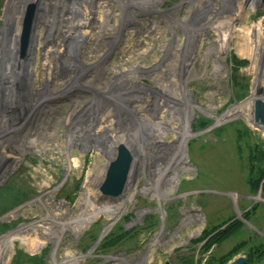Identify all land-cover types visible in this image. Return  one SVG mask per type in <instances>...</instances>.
Instances as JSON below:
<instances>
[{
  "label": "rangeland",
  "instance_id": "374dc122",
  "mask_svg": "<svg viewBox=\"0 0 264 264\" xmlns=\"http://www.w3.org/2000/svg\"><path fill=\"white\" fill-rule=\"evenodd\" d=\"M34 1L0 0V70L16 20ZM39 1L46 11L38 4L24 54L17 41L15 69L25 73L0 92V246L10 241L3 264H23L19 249L36 264H182L184 256L203 263L207 254L194 239L207 223L243 221V205L256 203L243 198L246 165L251 145L264 151V131L242 114L260 95L261 73L264 87V0ZM232 54L248 60L238 84ZM129 122L152 125L161 144L143 148L123 194L107 197L99 184L114 136ZM180 139L185 158L174 172L168 164ZM164 169L167 180L158 183ZM255 198L245 220L253 228L229 237L216 255L248 235L261 244L256 255L264 249V197ZM119 226L134 231L99 249Z\"/></svg>",
  "mask_w": 264,
  "mask_h": 264
},
{
  "label": "trees",
  "instance_id": "16d2710c",
  "mask_svg": "<svg viewBox=\"0 0 264 264\" xmlns=\"http://www.w3.org/2000/svg\"><path fill=\"white\" fill-rule=\"evenodd\" d=\"M231 62L234 65V72L232 74V78L234 83H239V74H237L238 68L241 66H245L248 63L247 59L239 58L236 54H232L231 56ZM260 69V68H259ZM262 82V73L258 76V80L254 81V83L257 84V86H254V90L259 88L261 86ZM257 99L264 100V96L261 95H254L250 96L246 101H250L252 103V106L249 108V111L243 112L242 116L245 115L249 118V120L254 119V103ZM205 122L202 121L201 124H204ZM255 125L262 129L264 131V124L260 122H255ZM244 131L247 133L249 131L248 128L245 130H238V141L240 142L243 138ZM0 139H3L0 137ZM5 140V139H4ZM259 143H255L254 145L250 146V160H249V166L247 169L248 172V184L250 187V190L252 193H258L261 191V196L264 197V151H261V154L259 155ZM259 147V148H258ZM256 207V204L253 208ZM242 217L244 219H248V214H243ZM146 222V219L144 223ZM240 220L239 219H231L228 221H224V223L219 225H206L203 229L201 235L194 239V243L196 245H200V252L202 255L210 253L212 248L215 245H218L222 243L225 239H227L232 233H234L239 225ZM33 225V224H32ZM34 226V225H33ZM134 229L126 230L123 228V226H119L116 230L110 231V233L101 241L99 249L108 250L111 249L118 244H120L122 241H124L128 236H130L133 233ZM10 242V241H9ZM7 242L6 244L0 246V264H3V259L5 257V253L7 252L6 245L9 244ZM28 244V243H26ZM261 245V244H260ZM246 246V242L242 241L239 244L232 247L229 251L226 253L219 255V256H213V252L211 251V254L208 258L205 259V264H227L230 262L236 255H238ZM259 245L252 246L248 249L247 254V261L246 264H249L253 261H259L264 256V249H261V252L257 254V257H255V254L257 253V250ZM22 251L25 255L24 263L28 264H36L31 259L36 256H30L27 253H25L23 250L19 249L17 251ZM23 263V264H24ZM182 264H202V259L196 260L194 256H184L181 258ZM41 264H45L44 259L41 260Z\"/></svg>",
  "mask_w": 264,
  "mask_h": 264
},
{
  "label": "bare ground",
  "instance_id": "6f19581e",
  "mask_svg": "<svg viewBox=\"0 0 264 264\" xmlns=\"http://www.w3.org/2000/svg\"><path fill=\"white\" fill-rule=\"evenodd\" d=\"M38 1V4L40 5V12H44V11H46L45 10V8L43 7V3H41V1H39V0H37ZM74 1V0H73ZM70 2H71V0H68V2H67V6H68V4H70ZM41 3V4H40ZM44 9V10H43ZM126 10V9H125ZM22 17V16H21ZM38 17V16H37ZM23 18V17H22ZM22 18H20L19 20H16L17 21V23L16 24H18L17 25V28H14L15 30L13 31V33H12V36H11V38H10V48H8L7 50H6V52H5V58H4V60H3V66H4V68L3 69H1L0 70V92H3V93H5L6 94V92H7V90L12 86L11 85V83H13L15 80H17L18 81V78H16V77H18V76H23V74L25 73V67H18L19 68V74L17 75V70L15 69V62H16V60H17V62H18V59L16 58V54H17V50H18V48H17V41H18V38H19V35H20V27H21V24H22ZM207 21H209V20H207ZM206 21V22H207ZM201 23V22H200ZM184 24H187V23H184ZM183 23H182V25H184ZM185 26V29H186V31H189L187 28H188V26H186V25H184ZM189 33V32H188ZM197 35H195V37H196ZM188 38V37H187ZM197 38V37H196ZM194 40H195V38H194ZM194 40H192V41H194ZM113 41V40H112ZM188 40H185L184 41V52H185V47H186V45H188ZM194 43V42H193ZM30 44V43H29ZM29 46V45H28ZM19 47V46H18ZM189 47V46H188ZM191 49V48H190ZM213 51V50H212ZM30 51H29V48L27 49V55H28V53H29ZM183 52V53H184ZM190 52V51H189ZM185 54V53H184ZM19 56V55H18ZM7 58H9V59H7ZM7 60H9V61H7ZM104 60V59H103ZM14 61V62H13ZM11 62L13 63V65L11 64ZM21 65H23L24 66V64L23 63H21ZM183 71H184V69H183ZM20 72H21V74H20ZM17 75V76H16ZM11 85V86H10ZM11 89V88H10ZM179 101V100H178ZM182 103V102H181ZM164 104H166V105H170V103H169V100L167 99L166 101H165V103ZM180 104V102L178 103V102H175L174 101V103L172 104V106H176V105H179ZM184 105H186L185 107H187V104H185L184 103ZM179 108V107H178ZM174 109H175V107H174ZM187 115V114H186ZM225 115H223V117H224ZM122 121V120H121ZM114 122V121H113ZM117 122V121H116ZM190 122H189V119L187 118V121H186V123H184V125H183V129H181V131H183L182 132V134H184L185 135V137H188L189 135H190V133H192V129H191V126H190V124H189ZM142 125V127H139V129H136V126H135V124H131V122H129V123H124L122 126H123V128H122V131L120 130V132L119 133H117L116 135H115V133H114V139H115V137H116V142L113 140V149H114V154H115V152H116V149H117V146L119 145V144H121V143H123V144H125L128 148H130V150L133 152V154H134V160H133V164H132V167H134V166H137V164H138V161H139V159H140V153H141V151L143 150V148L144 149H147L149 152L150 151H153V152H155V146L157 145V144H161V143H159L158 141V139L157 140H155V137H154V134H152V133H150L149 134V131H151V130H153L154 128H153V126L152 125H150V126H148V125H144V124H141ZM126 126V127H125ZM131 126V128H129ZM138 130V131H137ZM136 133V136L134 135L135 133ZM16 134V133H15ZM36 134V133H35ZM15 136V138L17 137V134L16 135H14ZM31 142V141H30ZM115 142V143H114ZM34 143V142H33ZM136 144H138L137 145V147H136V150H135V145ZM177 144V146H175V148L177 147V148H179L178 149V152L176 151L175 153H174V155L172 156V158H170V164H168V169H172V167H173V169H174V172H177L178 171V169H177V161H178V159L180 158V156L182 157V158H185V150H184V146H183V144H184V141H183V139H180V140H178V142H175L174 143V145H176ZM27 145V144H26ZM173 144H171V146H172ZM31 146V145H30ZM160 147H161V145H159ZM27 147V146H26ZM159 147V148H160ZM153 148H154V150H153ZM147 153V152H146ZM145 153V154H146ZM114 154H113V156H114ZM112 156V157H113ZM161 167V166H160ZM158 169V168H157ZM165 170V169H164ZM168 173V172H167ZM167 173H166V170H165V172L163 173L162 171L161 172H159L158 173V183H164L165 184V180H167ZM128 188V187H127ZM145 191H147V189H145ZM133 193L134 192H131V193H129V195H128V200L130 199V197L133 195ZM164 195H167V191H163L162 192ZM128 194V193H127ZM109 215H111V214H109ZM80 220V223H81V225L86 221V218H81V219H79ZM111 220L112 219H110V220H108V222L106 223V225H105V231H104V233L103 234H105L107 231H108V229H110V226H111ZM93 250V249H92ZM70 260H73V258L72 259H70ZM70 260H65L64 262H63V264H68L67 262H69Z\"/></svg>",
  "mask_w": 264,
  "mask_h": 264
},
{
  "label": "water",
  "instance_id": "95a60500",
  "mask_svg": "<svg viewBox=\"0 0 264 264\" xmlns=\"http://www.w3.org/2000/svg\"><path fill=\"white\" fill-rule=\"evenodd\" d=\"M38 11V2H30L23 14L22 24H21V34L19 35V50L21 54H24L26 47L29 44L30 36L34 29V22L36 19V13ZM14 93H11V98H14ZM258 94L264 95V87L261 86L257 90ZM194 118L193 121H195ZM254 120L255 122H260L264 124V100L257 99L254 103ZM134 160V154L125 144L121 143L117 146L116 152L112 158L109 159L106 166L105 173L103 175L102 181L99 184V191L101 194L107 197H119L123 194L128 176L132 169V164ZM261 194V192H259ZM100 240V238L98 239ZM246 257L244 255H239L228 264H245ZM165 264H171L167 261Z\"/></svg>",
  "mask_w": 264,
  "mask_h": 264
},
{
  "label": "crops",
  "instance_id": "0c3cea01",
  "mask_svg": "<svg viewBox=\"0 0 264 264\" xmlns=\"http://www.w3.org/2000/svg\"><path fill=\"white\" fill-rule=\"evenodd\" d=\"M237 139V138H236ZM239 147V146H238ZM248 166H249V163H247V165H246V170L248 169ZM249 194H247V195H244L243 196V198H248V199H251V200H254L256 203H254L252 206H250L249 204H244L243 205V209H242V211L240 212L241 213V217H242V215L243 214H248V218L250 217V215H251V213L257 208V206H258V201H256V198H255V196L257 195V194H259V192L256 194V193H252L251 192V190H250V188H249ZM260 195V194H259ZM262 201H264V200H262ZM256 204V207L255 208H253L254 207V205ZM243 218V217H242ZM231 219H233V218H231ZM230 219V220H231ZM235 219V218H234ZM239 219V218H238ZM240 220V222H239V225H238V228H237V230L234 232V233H232L229 237H231V236H233L234 234H236V233H239L240 231H242L245 227H252L253 228V225H251V224H249V222H245V220L246 219H244L243 218V221L241 220V219H239ZM248 220V219H247ZM209 223V224H208ZM207 224L208 225H219V224H222V223H224V222H208ZM260 224H264V222H259ZM249 225V226H248ZM249 229H251V228H249ZM253 230V229H252ZM229 237L227 238V239H229ZM227 239H225L224 241H226ZM257 238L256 237H254L253 235H248V237L247 238H245V239H242L241 241H239L238 243H236L235 245H237V244H239L240 242H242V241H245L246 242V246H245V248L238 254V255H236L234 258H236L237 256H239V255H244L245 257H246V261H247V254H248V249L250 248V247H252V246H257V244H256V242H257ZM224 241H222V243L224 242ZM221 244V243H220ZM220 244H218V245H215L213 248H212V252H213V256H219V255H222V254H224V253H222V254H219V255H216L215 254V252H216V250H217V248H218V246L220 245ZM234 245V246H235ZM260 245V244H259ZM233 246V247H234ZM230 250V249H229ZM228 250V251H229ZM211 251H210V253H208L205 257H204V262L202 263V264H205V259L206 258H208L209 256H210V254H211ZM227 252V251H226ZM225 252V253H226ZM257 257V255L255 254V257L254 258H256ZM264 258V256L259 260V261H253V262H261V260ZM253 262H250L249 264H251V263H253ZM246 264V263H245Z\"/></svg>",
  "mask_w": 264,
  "mask_h": 264
},
{
  "label": "built area",
  "instance_id": "2783aa9c",
  "mask_svg": "<svg viewBox=\"0 0 264 264\" xmlns=\"http://www.w3.org/2000/svg\"><path fill=\"white\" fill-rule=\"evenodd\" d=\"M100 1H102V0H100ZM89 16H90V14H89ZM89 16H87L88 18H87V22H85V23H83L84 24V26L82 27V29H84V30H86V29H90L89 28V23H88V21H91L92 20V18H90ZM82 23H80L79 25H83ZM84 33V32H83ZM86 34V33H85ZM87 34H89V33H87ZM83 39V38H82Z\"/></svg>",
  "mask_w": 264,
  "mask_h": 264
}]
</instances>
